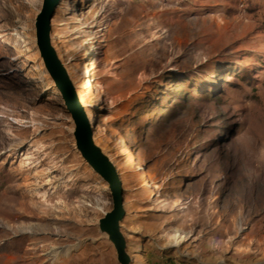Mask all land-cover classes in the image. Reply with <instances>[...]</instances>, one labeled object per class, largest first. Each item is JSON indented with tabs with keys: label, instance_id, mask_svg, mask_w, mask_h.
<instances>
[{
	"label": "rangeland",
	"instance_id": "obj_1",
	"mask_svg": "<svg viewBox=\"0 0 264 264\" xmlns=\"http://www.w3.org/2000/svg\"><path fill=\"white\" fill-rule=\"evenodd\" d=\"M42 2L0 0V264H120ZM52 41L122 180L133 264H264V0H61Z\"/></svg>",
	"mask_w": 264,
	"mask_h": 264
},
{
	"label": "water",
	"instance_id": "obj_2",
	"mask_svg": "<svg viewBox=\"0 0 264 264\" xmlns=\"http://www.w3.org/2000/svg\"><path fill=\"white\" fill-rule=\"evenodd\" d=\"M61 0H43L35 19V35L44 68L50 74L54 87L59 91L66 110L74 122L75 147L92 169L107 183L112 200V209L99 221L103 233L109 231L120 264H133L127 250V240L122 230L126 214L124 188L120 175L108 155L93 138L94 125L89 120L85 107L80 103L77 89L52 41V21Z\"/></svg>",
	"mask_w": 264,
	"mask_h": 264
},
{
	"label": "bare ground",
	"instance_id": "obj_3",
	"mask_svg": "<svg viewBox=\"0 0 264 264\" xmlns=\"http://www.w3.org/2000/svg\"><path fill=\"white\" fill-rule=\"evenodd\" d=\"M59 17V15H57V18ZM89 51H90V49H89ZM88 53V52H87ZM86 64V63H85ZM86 80V81H85ZM84 81L85 82H83V85H82V88L83 89H88V88H91V86H92V82H91V79L89 78V77H87L86 79H85ZM19 122V121H18ZM133 162V161H132ZM135 162V161H134ZM187 239V236L184 234V233H182L180 230H176L175 232H174V235H172V243H169V244H172V245H180L182 242H184L185 240ZM70 248H67L63 253L62 252H58V253H55V254H52V259H54V260H57V259H59V257H60V255H61V253L63 254V255H65V254H68L70 251Z\"/></svg>",
	"mask_w": 264,
	"mask_h": 264
}]
</instances>
